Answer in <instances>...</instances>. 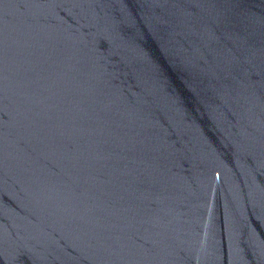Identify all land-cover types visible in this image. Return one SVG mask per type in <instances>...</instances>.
Masks as SVG:
<instances>
[{
	"label": "water",
	"instance_id": "95a60500",
	"mask_svg": "<svg viewBox=\"0 0 264 264\" xmlns=\"http://www.w3.org/2000/svg\"><path fill=\"white\" fill-rule=\"evenodd\" d=\"M0 264H264V0H0Z\"/></svg>",
	"mask_w": 264,
	"mask_h": 264
}]
</instances>
